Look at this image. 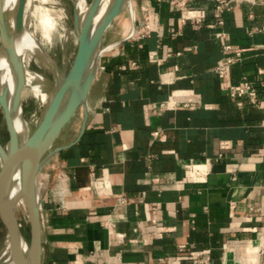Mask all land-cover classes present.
<instances>
[{
	"label": "crops",
	"instance_id": "1",
	"mask_svg": "<svg viewBox=\"0 0 264 264\" xmlns=\"http://www.w3.org/2000/svg\"><path fill=\"white\" fill-rule=\"evenodd\" d=\"M187 3L201 22L130 0L100 47L79 129L37 174L41 264H264V0ZM243 79L256 102L231 95Z\"/></svg>",
	"mask_w": 264,
	"mask_h": 264
},
{
	"label": "bare ground",
	"instance_id": "2",
	"mask_svg": "<svg viewBox=\"0 0 264 264\" xmlns=\"http://www.w3.org/2000/svg\"><path fill=\"white\" fill-rule=\"evenodd\" d=\"M92 1L0 0L3 13V21L0 23L5 27L4 36L7 43L14 44L13 53H10L11 57H9L0 41V111L3 114L5 129L9 134L5 144H0V169L11 151L10 135L13 129L17 131L21 142H24L33 132L32 129L38 131L42 128L45 119L49 116L56 88L65 74V70L60 68L56 59L51 56L50 50L57 45L62 55L65 56L70 41L75 46L77 45L78 40L72 27V16L71 25L66 21L65 3L74 4L81 24ZM111 2L112 0H99L93 26L107 12ZM17 22L18 27H16ZM33 58L51 70L54 79L50 80L44 75L31 71L28 65ZM4 93L7 103L2 100ZM15 93H19L20 96V102L16 104L14 103ZM25 95H30L34 103L27 118L22 115L21 99ZM22 175V164L20 163L15 167L11 176L5 200L9 201L17 196L22 183ZM33 193L19 197L15 203V216L19 211L25 212L28 222L34 219L35 208H40ZM17 226L20 230L19 223ZM28 248V242L21 244L23 253H26ZM0 264H21L12 253L8 241L0 253Z\"/></svg>",
	"mask_w": 264,
	"mask_h": 264
},
{
	"label": "water",
	"instance_id": "3",
	"mask_svg": "<svg viewBox=\"0 0 264 264\" xmlns=\"http://www.w3.org/2000/svg\"><path fill=\"white\" fill-rule=\"evenodd\" d=\"M98 4L99 0L92 1L81 24L79 15L74 4H72V27L78 42L71 65L56 88L51 111L48 118L45 119L42 128L38 131L32 129L33 132L24 142H21L15 129L10 135V141L12 142L11 151L0 169V219L6 228L11 251L21 264H27V262H30V264H41V224L39 209L35 208V217L29 222V240L26 241L17 226L18 222L15 216L16 200L34 192V198L40 207V198L37 191L39 169L53 154L69 146L62 145L49 151L79 106L82 105L86 108V97L97 71L100 44L107 27L121 11L128 8L127 4H129L131 12L130 0H112L107 12L93 26ZM2 21L3 13L0 5V22ZM16 27H18V22ZM4 32L5 27L0 23L1 45L11 57L14 44L6 42ZM2 100L7 103L5 93L2 94ZM19 102V93H15L14 103ZM20 163L22 164L23 173L20 191L14 199L7 201L5 200V195L9 190L11 176L15 167ZM26 242H28L29 248L26 253H23L21 244Z\"/></svg>",
	"mask_w": 264,
	"mask_h": 264
},
{
	"label": "rangeland",
	"instance_id": "4",
	"mask_svg": "<svg viewBox=\"0 0 264 264\" xmlns=\"http://www.w3.org/2000/svg\"><path fill=\"white\" fill-rule=\"evenodd\" d=\"M127 7H128V4H127ZM65 9H66V17H67L66 21L69 25H71L72 3H65ZM128 17H129V9L127 8L121 11L112 20V22L110 23V25L107 27L105 31L103 39L101 40L100 47L104 45L107 40L115 39V37L122 31V26L124 24H127ZM75 50H76V46L73 44L72 41H70L69 43V47H68V50L65 56L62 55V51L59 49V46L57 45L54 46L52 50H50L51 56H53L56 59L57 64L60 66V68H63L65 70V74L71 65ZM28 68L31 71H35L41 75L48 77L50 80L54 79V74L51 72V70H49L44 65H41L35 58L31 59V61L29 62ZM21 103L23 106L22 115L27 118L30 115L33 109V106H34L33 99L30 95H25L21 99ZM81 119H82V109L79 106V108L76 110V112L72 116L71 120L65 125V127L62 129L59 136L54 141L49 151L71 140L76 130L79 129ZM8 138H9V135L5 129L4 122H3V114L0 111V144L4 145L5 142L8 140ZM53 159L54 157H51L50 159L45 161V165L40 170L41 173L44 168H47L50 165H52ZM16 217H17V222L20 224L21 234L23 235L25 240L28 241L29 235H30V232H29L30 228H29V222L26 219L25 212L19 211L16 214ZM7 241H8L7 231H6V228L3 222L0 219V253L4 249Z\"/></svg>",
	"mask_w": 264,
	"mask_h": 264
},
{
	"label": "built area",
	"instance_id": "5",
	"mask_svg": "<svg viewBox=\"0 0 264 264\" xmlns=\"http://www.w3.org/2000/svg\"><path fill=\"white\" fill-rule=\"evenodd\" d=\"M171 4H173L180 13L181 21L194 20L196 22H201L205 17V12L202 9H194L188 6L187 0H170ZM227 5V4H226ZM223 7V6H220ZM147 18H144L143 23V31L148 30V25L145 22ZM143 35V34H142ZM136 34H130L129 38L134 39ZM234 60L232 57L225 58L226 63H230ZM219 69V68H217ZM259 72H264V69H259ZM232 96H247L251 99L252 102H256L258 100V93L256 88L252 85V83L246 79H243L241 85L236 89L231 91ZM208 161V159H207ZM264 228V221H263ZM201 264V262H198Z\"/></svg>",
	"mask_w": 264,
	"mask_h": 264
}]
</instances>
